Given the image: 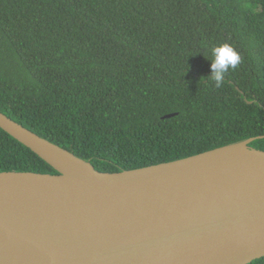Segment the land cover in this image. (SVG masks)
Segmentation results:
<instances>
[{"label": "trees", "instance_id": "16d2710c", "mask_svg": "<svg viewBox=\"0 0 264 264\" xmlns=\"http://www.w3.org/2000/svg\"><path fill=\"white\" fill-rule=\"evenodd\" d=\"M0 111L105 173L264 136V0H0ZM0 172L58 174L1 128Z\"/></svg>", "mask_w": 264, "mask_h": 264}, {"label": "water", "instance_id": "95a60500", "mask_svg": "<svg viewBox=\"0 0 264 264\" xmlns=\"http://www.w3.org/2000/svg\"><path fill=\"white\" fill-rule=\"evenodd\" d=\"M0 128L58 173L0 172V264L264 258V136L105 173L1 111Z\"/></svg>", "mask_w": 264, "mask_h": 264}, {"label": "clouds", "instance_id": "9594fccd", "mask_svg": "<svg viewBox=\"0 0 264 264\" xmlns=\"http://www.w3.org/2000/svg\"><path fill=\"white\" fill-rule=\"evenodd\" d=\"M241 61L238 52L228 44H221L212 49L211 67L214 74L209 81H214L216 87H221L229 70H235Z\"/></svg>", "mask_w": 264, "mask_h": 264}]
</instances>
